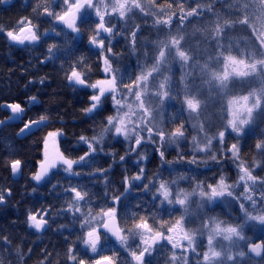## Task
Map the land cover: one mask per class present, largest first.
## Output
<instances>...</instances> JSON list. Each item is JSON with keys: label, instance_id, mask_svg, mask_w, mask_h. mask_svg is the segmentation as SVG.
Wrapping results in <instances>:
<instances>
[{"label": "snow or ice", "instance_id": "6c2138e0", "mask_svg": "<svg viewBox=\"0 0 264 264\" xmlns=\"http://www.w3.org/2000/svg\"><path fill=\"white\" fill-rule=\"evenodd\" d=\"M0 3L9 4L11 0H0ZM167 6L173 8L172 3ZM33 11L37 18L42 14L54 22L49 31L41 32L39 23L22 17L14 28L5 30L0 26V33H4L11 43L23 47H40L43 41L47 53L42 64L56 60L66 63L68 85L84 95L81 111L99 130H94L91 136L80 134L77 145L60 151V140L67 137L62 126H54L47 112L25 119L29 110L40 105L37 95H30L23 105L20 102L0 105V109L10 110L9 120L23 121L19 136L46 132L42 139L43 158L31 174V191L34 194L41 188L54 191L64 201L58 214L70 216L72 224L70 230L67 225L57 224V213L50 214L45 208L35 212L29 210L24 221L26 226L35 233L47 234L56 225L62 236L63 230H68L70 235L76 234L78 243L69 241L67 244L65 264H155V254L160 249L167 250L168 246L173 250L169 264H192L190 255L196 257L195 264H244L250 255L264 258V176L255 174L262 164L256 161L249 166L241 158L239 147L246 129L255 128L258 121L264 122V88L233 97L214 136L207 135L202 124L192 125L205 135L200 140L193 135L192 150H178L175 159L169 160L166 145H177L179 149V144L187 141L183 113L195 111L197 106L185 98L171 131L156 126L151 105H146L144 97L149 91L148 81L163 55V46L151 66L137 65L140 70L136 74L131 67L121 70L118 60L121 53L114 50L113 41L117 36L129 41L130 36V53H134L141 28L135 24L129 33V20L139 13L145 20L153 17L154 25H170L175 13H165L164 6L158 5L156 0H149L147 4L141 0H60L59 4H54V0L52 3L42 0ZM107 17H115V20L106 21ZM58 25L63 27L57 30ZM85 31L89 33L86 39ZM55 38H60L58 43H48ZM93 65L99 71L98 76L92 74ZM61 67L63 69L64 64ZM29 83L43 85L45 77ZM154 95L162 104L167 101L169 106H174L165 80H161ZM0 125L8 126L4 120H0ZM226 135L237 142L226 143ZM112 141L127 145L125 154L118 157L123 179L114 192L109 183L112 164L104 167L99 163L105 157L116 161L115 153L106 151V143ZM50 144L53 146L51 151ZM149 144L160 165L154 176L145 170L150 163L146 154ZM80 145L84 146L82 150L72 155V148ZM255 148L264 153V130ZM198 155L203 158L204 168L216 174L211 180L200 179L206 172L201 170ZM130 156L134 169L131 174L125 166ZM209 159L214 162L211 166ZM23 166L24 162L19 158L10 160L13 176L22 174ZM232 168L236 170L235 180L227 175ZM165 172L169 176L177 174L179 180H185L189 185L197 181L195 187L186 190L179 180H167ZM101 183L103 194L100 202L94 203L93 197L97 193L93 188ZM138 193L146 194L150 199ZM11 197V188L0 187V208H8ZM193 197H198L200 206L209 211L218 205H235L241 215L231 223L206 215L194 229L193 221L186 220ZM249 229L261 233L258 241L248 235ZM198 235L206 236V244L198 243ZM3 239L7 243V237ZM201 247L204 250L198 251ZM44 255H49L46 250ZM260 264H264V259Z\"/></svg>", "mask_w": 264, "mask_h": 264}, {"label": "trees", "instance_id": "16d2710c", "mask_svg": "<svg viewBox=\"0 0 264 264\" xmlns=\"http://www.w3.org/2000/svg\"><path fill=\"white\" fill-rule=\"evenodd\" d=\"M143 1L145 4L149 3V0ZM211 1H214V5L210 7L208 13L217 15L218 17H226L227 13L230 12L228 7H226V5L231 3L230 0ZM41 2L42 0H27V3H25V0H11L9 4L0 3V26H3L5 30H9L16 27L22 17H29L33 19L34 24L39 23L41 32L49 31L54 22H50L42 14L37 18L36 13L33 11ZM52 2L53 0H50V3ZM59 2L60 0H54V4H59ZM156 3L164 6L165 13H175L174 17L176 18L182 16L181 12L191 11V9H196V6H198L193 0L189 2L190 8L185 4V0H156ZM169 3L173 4V8H168L167 4ZM180 4L183 6L181 7ZM155 11H159V9ZM145 22H151V17L146 20L141 17L136 24L142 25ZM129 23L128 25H130ZM128 25L127 31L130 33L133 27L130 30ZM120 26L122 25H118V27ZM60 27L63 26L58 25L57 30ZM88 35L89 33L85 31V39ZM153 37V33L146 30H142L137 34V53H135L133 58H130L129 55V41L124 40L120 36L116 37L113 42V48L115 51L121 53L120 59L122 58L127 61L122 65V71L127 67H131L136 74H139L140 69L137 65L143 66L142 60L149 62L153 57L155 58L156 54L154 50L159 45V42H157L158 40L155 41ZM209 38L211 39L208 41H199L192 46L185 45L187 47H184L183 50L188 53L189 58L192 59V63L190 66H186L184 70L187 73L186 80L182 78L183 71L180 68L177 69L178 67H174L175 70L171 76L169 90V96L174 99V106H169L167 102L161 107L158 102L154 103L149 99V104L154 110L161 107L156 112L159 113L161 111V128L166 132L171 131L175 127L174 121L178 117L185 98L196 100L200 106L199 112L195 115L184 111L182 119L188 139L186 142L179 144V149L177 145H166L169 160L175 159L178 150L181 152H190L192 150L191 137L193 135L197 136L200 133L199 138H203L205 135V133L199 132L192 125L202 124L207 135L214 136L223 123L225 107L222 98H219V87L213 84L206 87V83H202V73H200L198 64L193 59H196L198 52L200 54L204 49L211 50L214 53H221L223 51H235V48L233 45L228 44V41L224 40L222 47L219 41H215L212 36H209ZM224 38H226L225 35ZM59 39H50L48 43H58ZM46 53L47 45L43 41L40 47H23L11 43L4 33H0V105L12 102H20L23 105L26 104L30 95H37L41 103L29 110L25 119L29 117L35 118L37 115L47 112L51 116L55 127H63L67 139L61 138L59 149L60 151H64L66 148L77 145V138L80 134L83 133L91 136L94 130L98 131L99 129L81 111L85 103L84 95L81 92L74 91L68 85L65 78V71L68 65L62 60L42 64L41 60L45 57ZM62 64H64L63 69L61 67ZM92 74L93 76L99 75V71L94 65L92 66ZM41 77H45L43 85L29 83V81H38ZM248 87L254 90V92L259 89L256 86L253 88L252 85H248ZM238 93L244 94L245 92L238 91V87L236 86L231 87V91L227 94V97H234ZM11 115L10 110L0 109V120H4L8 124L6 127L0 125V187H3L5 190L7 188L12 189L10 206L6 209L0 208V264H65L67 244L69 241L74 244L78 243V236L76 234H69L68 230L72 228L70 216L65 217L58 214V210L64 206V201L54 191L49 192L48 188H41L35 194L31 191L33 186L31 174L34 168L38 166L37 162L43 158L42 139L46 132L36 133L28 137L19 136V129L22 127L23 121H11L9 120ZM191 117H195L196 121L192 122ZM262 130H264V122L258 121L256 127L246 131V136L239 142L241 158L249 166H252L256 161L261 162L262 166L259 168L258 173L256 172L257 174L264 173V153L255 148ZM234 135L232 134V136ZM225 140L228 144L237 142L228 135H226ZM108 144L112 146L109 147ZM83 147V145H80L79 147L72 148L71 154L76 155ZM126 147L127 145L115 144L114 141L106 143V151L115 153L117 159L113 162L109 157H105L99 162L104 167L112 164L113 174L109 178V183L112 185L111 191L113 192L120 187L123 179V169L118 157L125 154ZM213 147L215 148V143ZM65 154L67 155L68 153ZM146 154L149 156L150 163L146 166L145 170L146 172H151L154 176L160 165L156 154L152 151V145H148ZM15 158H19L24 162L22 175L18 180L13 179L9 167L10 160ZM208 164L211 166L214 162H209ZM125 166L128 168V173L131 174L134 170L131 156L127 157V164ZM203 166V163H201V170L202 172H206V176L202 175L200 179L211 180L216 174L209 169L202 168ZM227 173L232 180L236 178L235 168H232ZM164 176L169 181L179 180L177 174L169 176L165 172ZM196 182L193 181L189 185L187 181L179 180L181 187L189 191L195 187ZM103 191L102 183L93 188V192L97 193L93 197L94 203L100 202V196L103 194ZM138 195H143L145 199H150L146 194L138 193ZM45 208L50 210V214L57 213V224L67 225L68 230H63V236L60 235V231L57 230L56 225L47 234L35 233V230L29 229L26 226L24 221L29 210L35 212ZM134 210L139 211V209ZM212 213L213 211L209 210L197 211L196 206L194 208L191 207L186 220L191 219L193 221L192 227L195 229L200 226L201 217H205L206 215L211 216ZM4 237H7V243H5ZM65 237L68 239L65 240ZM258 240L259 238L256 239V241ZM29 249H31L30 252ZM45 250L49 254L47 257L44 255ZM169 256V252L165 250L162 252L158 251L154 257L155 264H169Z\"/></svg>", "mask_w": 264, "mask_h": 264}, {"label": "rangeland", "instance_id": "374dc122", "mask_svg": "<svg viewBox=\"0 0 264 264\" xmlns=\"http://www.w3.org/2000/svg\"><path fill=\"white\" fill-rule=\"evenodd\" d=\"M191 1L192 0H185V4L188 8L191 7L189 4ZM193 1L198 5L196 9L193 8L191 11L181 12L180 14H182V16L177 18L173 17L170 25H154L153 17H151V22H145L140 25L142 30L153 33V39L155 41L158 40L157 42H159V45L156 46V48L154 47V53L156 55L161 49V46H163V55L160 58L156 71L153 72L152 77L148 81L149 91L144 97L146 105L149 104V99H151L152 102H158L162 107L164 103L162 104L159 97L154 95L155 89H158L161 80H165L168 90H170L171 76L175 70L174 67H178L177 69L180 68L181 71H183L182 78L186 80L187 73L184 70L186 66L191 65L192 59H190L188 53L183 50L184 47L192 46L199 41H208L211 39L209 36H212L215 41H219L222 47L223 41L225 40L235 48V51L230 50L221 53H214L211 50L204 49L201 51L202 53L200 52L199 54L198 52L196 59H193V61L198 64L200 73H202V83H206V87L210 84L219 87V98H222L225 110L229 101L233 98L231 96L227 97V94L231 91V87H238V91H244V94H247L246 91L254 92V90L249 89L248 85H252L253 88L254 86L259 88L256 92L264 88V0H230L231 3L226 5L230 11L226 15L227 18L208 13L210 7L214 5V1ZM142 3H144V1ZM92 17L96 19L94 14H92ZM161 18H163V15ZM108 19L115 20V17H107L106 21ZM139 19H141V15L137 13L136 16L129 20L130 23H128L130 25H128V28H130V30L132 27L134 28V25ZM224 35L226 38H224ZM135 53L137 52L129 53L130 58H133ZM154 59L153 57L149 62L142 60L143 63H141L143 66H151ZM118 60L119 67L122 68L126 60L120 59L119 57ZM239 95L243 94H236V96ZM191 100L197 106V110L189 113L195 115L199 112L200 106L196 100L192 98ZM166 103L167 101L165 104ZM161 107L158 109H161ZM156 110L151 106V116L156 126L161 127V111L157 113ZM133 119H135V116H133ZM191 121L195 122L196 118L191 117ZM250 129L251 128H248L246 131ZM144 135L146 136V133ZM199 137L200 133L197 135V139H202V137ZM52 148L53 146L50 144V151ZM198 159L203 163V158L200 155H198ZM209 162L212 161L209 159L208 163ZM202 168H204V166ZM258 170L259 168L256 169L255 174L264 176V173L257 174ZM195 206L197 211L208 210L206 207L200 206L198 197H193L190 201L189 213L190 208H194ZM211 211H213L211 216H215L230 223L235 222V219L239 218L241 215L238 207L235 205L231 207L218 205L214 206ZM248 235L251 236L253 240H256L260 238L261 233L258 231L253 232L249 229ZM197 241L198 243L203 241L206 244V236H198ZM157 247L159 248V245ZM164 250L165 249H160L159 251L162 252ZM202 250H204L203 247L198 248V251ZM165 251L169 252L170 255L173 250H171V246H168V249ZM175 251L179 253V250ZM189 259L192 264H195V256L190 255ZM262 259L264 258L256 259L250 255L245 260L244 264H260Z\"/></svg>", "mask_w": 264, "mask_h": 264}, {"label": "water", "instance_id": "95a60500", "mask_svg": "<svg viewBox=\"0 0 264 264\" xmlns=\"http://www.w3.org/2000/svg\"><path fill=\"white\" fill-rule=\"evenodd\" d=\"M12 175H13V174H12ZM21 175H22V174H17V175H15V176H13V179H14V180H18V179L21 178ZM252 257H254V256H252ZM254 258H256V259H261V258H257V257H254Z\"/></svg>", "mask_w": 264, "mask_h": 264}]
</instances>
